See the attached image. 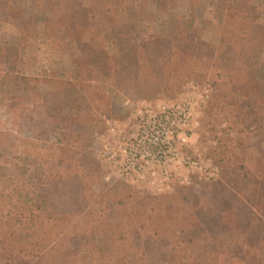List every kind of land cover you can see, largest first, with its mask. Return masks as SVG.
<instances>
[{
    "label": "trees",
    "instance_id": "obj_1",
    "mask_svg": "<svg viewBox=\"0 0 264 264\" xmlns=\"http://www.w3.org/2000/svg\"><path fill=\"white\" fill-rule=\"evenodd\" d=\"M197 1L33 0L48 13L44 38L70 45V70L32 77L22 51L38 17L0 0L22 31L0 44V264H264V158L248 152L264 136V23L253 0H217L212 44L175 14ZM151 6L170 14L162 33L144 27ZM191 78L210 82L207 113L227 112L236 136L212 152L218 172L200 189L134 207L135 189L105 184L92 151L115 117L113 95L150 101Z\"/></svg>",
    "mask_w": 264,
    "mask_h": 264
},
{
    "label": "rangeland",
    "instance_id": "obj_2",
    "mask_svg": "<svg viewBox=\"0 0 264 264\" xmlns=\"http://www.w3.org/2000/svg\"><path fill=\"white\" fill-rule=\"evenodd\" d=\"M13 9L21 8L28 17H38L36 28L29 29V40L22 53L24 71L32 77H51L68 74L70 57L68 43L50 42L43 36L47 12L37 13L32 7L33 0H10ZM90 0H84L86 6ZM217 0H198L190 4H180L175 14L193 17L204 29L206 41L217 44L222 27V18L215 15ZM264 23V0H253ZM150 10L155 18L144 27L151 33L166 30L170 14ZM19 22L0 11V44L16 45L21 38ZM68 41V40H67ZM115 54V51L112 50ZM211 76V74H210ZM209 76V79L211 77ZM258 78H264V47ZM109 88V85H105ZM211 99L210 82L191 78L181 90L172 95H161L153 100L137 99L130 92L113 95L115 117L108 120L106 129L97 137L92 151L104 174V181L110 187L118 188L122 183L132 186L137 194L132 206L138 207L144 195L159 197L172 194L179 185L201 188V183L215 178L218 164L212 153L216 148L221 153L223 139L229 131V114L215 109L207 113ZM188 119L184 122V116ZM167 132V134H165ZM148 133V134H147ZM235 138V130L230 132ZM165 134V135H164ZM164 141L169 137L173 148L164 149L165 163H159L155 140ZM139 142V143H138ZM227 146H232L229 141ZM136 148L138 155L144 156L146 167L142 172L130 177L123 175L127 148ZM220 147V148H219ZM248 152L264 158V136H252L248 140Z\"/></svg>",
    "mask_w": 264,
    "mask_h": 264
},
{
    "label": "built area",
    "instance_id": "obj_3",
    "mask_svg": "<svg viewBox=\"0 0 264 264\" xmlns=\"http://www.w3.org/2000/svg\"><path fill=\"white\" fill-rule=\"evenodd\" d=\"M188 118H189L188 114H186L184 116V122H186ZM165 134H167V132H165ZM153 138L156 141L155 142V145H156L155 148L157 149L156 155L160 156V157H158V159H159L158 162L159 163L160 162L165 163L166 156L163 157L161 155L165 154L164 149H166L168 147L173 148L174 141L172 142V140H170V138L168 136L165 137L164 138L165 140L161 141V142H158V139L155 138L154 136H153ZM139 153H140V151L136 148H132V147L127 148V150H126L127 160L123 165V175L130 177L131 174H133L135 172L136 173L142 172L145 169L146 162L143 160L144 156L138 155Z\"/></svg>",
    "mask_w": 264,
    "mask_h": 264
}]
</instances>
